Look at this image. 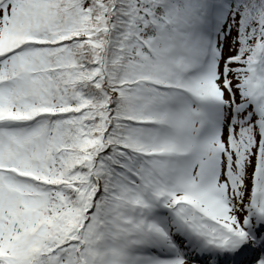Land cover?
Returning <instances> with one entry per match:
<instances>
[{
  "label": "snow or ice",
  "instance_id": "1",
  "mask_svg": "<svg viewBox=\"0 0 264 264\" xmlns=\"http://www.w3.org/2000/svg\"><path fill=\"white\" fill-rule=\"evenodd\" d=\"M0 264H264V0H0Z\"/></svg>",
  "mask_w": 264,
  "mask_h": 264
}]
</instances>
